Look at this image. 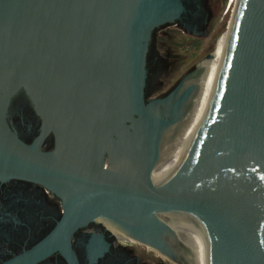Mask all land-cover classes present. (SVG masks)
Returning <instances> with one entry per match:
<instances>
[{"label": "water", "instance_id": "95a60500", "mask_svg": "<svg viewBox=\"0 0 264 264\" xmlns=\"http://www.w3.org/2000/svg\"><path fill=\"white\" fill-rule=\"evenodd\" d=\"M185 1L0 0V181L62 198L51 238L66 250L104 219L167 264H188L185 244L192 264H264V0H239L226 52L151 97L154 32L181 24ZM20 97L32 143L11 122Z\"/></svg>", "mask_w": 264, "mask_h": 264}, {"label": "flooded vegetation", "instance_id": "af4514ba", "mask_svg": "<svg viewBox=\"0 0 264 264\" xmlns=\"http://www.w3.org/2000/svg\"><path fill=\"white\" fill-rule=\"evenodd\" d=\"M208 1L186 0L189 13L181 24L165 25L155 30L148 54L147 91L151 97H157L152 94L160 87L159 75L169 57L173 56L172 47L159 44L158 36L167 35L168 27H177L197 37L205 35L210 20ZM11 122L20 137L28 143H32L39 135V118L24 97L14 101ZM53 148L54 138L49 136L44 149ZM63 214L62 198L46 186L22 179L0 181V264L172 263L135 239L132 241L117 236L114 229L127 234L104 219L94 220L75 230L69 239V250H66L51 238Z\"/></svg>", "mask_w": 264, "mask_h": 264}, {"label": "rangeland", "instance_id": "374dc122", "mask_svg": "<svg viewBox=\"0 0 264 264\" xmlns=\"http://www.w3.org/2000/svg\"><path fill=\"white\" fill-rule=\"evenodd\" d=\"M239 0H209L210 20L208 32L200 37L188 35L177 27L166 28L168 34L158 36V43L172 47L165 66L159 75L160 87L152 96L170 91L185 75L196 68L206 57L229 41V27ZM177 44L178 46H174ZM159 258V257H158ZM161 259V258H159ZM167 264V261H164Z\"/></svg>", "mask_w": 264, "mask_h": 264}, {"label": "bare ground", "instance_id": "6f19581e", "mask_svg": "<svg viewBox=\"0 0 264 264\" xmlns=\"http://www.w3.org/2000/svg\"><path fill=\"white\" fill-rule=\"evenodd\" d=\"M227 46H228V43L227 41H224L223 44L221 45L220 49L222 48L223 51L226 52L227 50ZM214 53V52H213ZM206 60V59H204ZM202 63V62H201ZM200 63V64H201ZM212 104L213 102H207V103H200V104H194V105H188V108H187V112L186 114H191V113H195V112H199V111H203V110H211V107H212ZM188 154V152L183 155L172 167L170 173L180 164V162L186 157V155ZM178 235V234H177ZM179 236V235H178ZM179 238L182 240V238L179 236ZM182 242L185 244V242L182 240ZM184 258L185 260L187 261L188 264H192V260H191V257H190V254H189V251L187 249V246L185 244V249H184ZM176 264V263H175Z\"/></svg>", "mask_w": 264, "mask_h": 264}]
</instances>
